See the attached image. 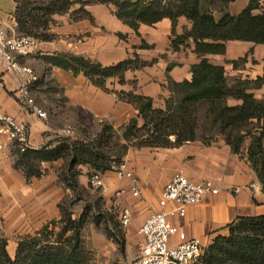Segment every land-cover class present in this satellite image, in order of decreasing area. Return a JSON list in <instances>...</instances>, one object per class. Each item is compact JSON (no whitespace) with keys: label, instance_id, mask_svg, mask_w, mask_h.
<instances>
[{"label":"crops","instance_id":"1","mask_svg":"<svg viewBox=\"0 0 264 264\" xmlns=\"http://www.w3.org/2000/svg\"><path fill=\"white\" fill-rule=\"evenodd\" d=\"M249 3L250 0H236L229 5L228 12L238 16ZM80 8L77 3L68 14L54 16L50 29L53 39L38 42L32 53L23 59V64L32 71L31 76L9 72L0 61V108L27 122L31 150L59 145L64 137L61 130L67 125L77 132L70 140L78 141L86 140L90 131L100 133L105 124L121 136L132 119L137 118L142 127L144 121L138 118V111L119 101L115 93L150 98L155 109L165 110L172 94L171 83L191 81L192 67L200 62L192 41L178 52L171 49L174 27L170 19L154 26L141 25L137 34L117 18L113 6L88 5L84 9L91 18L75 21L72 14ZM16 10L15 0H0V24L17 31ZM221 16L215 13L217 20ZM192 28L191 21L182 17L175 31L182 36ZM144 44L150 47L142 48ZM59 54L84 57L104 67L117 65L135 55L145 62H157L128 71L125 84L119 83L117 78L108 79V93L94 86L83 74L74 75L43 60ZM206 58L210 63L224 67L231 79L255 81L264 77V45L230 41L224 55ZM245 58L244 64L234 67V62ZM170 65L173 68L168 71ZM26 81H33L31 98L47 113V120L25 110L19 103V92ZM252 93L257 99H264V85ZM13 151L10 144L0 151V235L7 240L11 257H15L22 238L35 235L50 222L61 218L59 205L74 193L61 179L60 168L65 164L64 160L45 163L42 175L28 180L22 170L16 169L17 157ZM124 161L139 180V196L132 195L129 180L106 172L103 178L107 191L103 197L109 209H131L134 219L125 229L128 241L139 238L137 229L160 210L161 193L177 175L200 182L211 181L219 190L218 194H208L200 204L190 207L184 217L170 218V222L189 239H199L209 246L216 237L228 235V226L239 217L264 216V185L251 163L235 154L222 138L211 144L196 141L178 148H131ZM78 172L77 183L84 189L95 171L90 166H80ZM251 184H257L258 189L251 190ZM118 190L126 191L118 200L120 208L114 204V194ZM236 190L240 192L235 193ZM171 240L174 245L179 242L177 236Z\"/></svg>","mask_w":264,"mask_h":264},{"label":"trees","instance_id":"2","mask_svg":"<svg viewBox=\"0 0 264 264\" xmlns=\"http://www.w3.org/2000/svg\"><path fill=\"white\" fill-rule=\"evenodd\" d=\"M235 1L15 0L16 32L38 42L53 39L50 29L54 16L68 14L78 3L81 8L72 17L79 21L91 18L84 9L86 6L104 4L113 6L117 18L137 34L141 25L154 26L170 19L174 27L171 49L178 52L192 41L194 52L200 59L192 67L191 81L171 83L172 94L165 110L155 109L150 98L133 93H115L119 101L133 106L138 111V118L144 121L139 127L135 118L124 127L122 138L125 143L117 146L120 148L118 155H109L101 150L103 143L111 141L115 133L113 127L105 124L97 139L87 137V140L73 142L67 138L54 148L14 150L16 169L22 170L29 180L42 175L45 163L67 161L68 172L61 179L77 193L80 190L76 180L80 166H90L104 174L111 169L112 162L124 161L132 147L178 148L189 142L211 144L222 138L235 154L251 163L264 185V99H257L252 93L263 87L264 77L255 81L231 79L224 67L214 65L206 58L224 55L230 41L264 45V0H250L238 16H232L228 7ZM215 13L222 15L219 20ZM182 17L191 21L193 28L179 36L175 27ZM149 47L146 44L142 46ZM43 60L74 75L83 74L94 86L108 93V79L117 78L119 83L125 84L128 71L143 69L157 62L142 61L137 55L110 67L70 54L44 57ZM246 61V58L240 59L234 62V67ZM172 68L170 65L168 71ZM59 209V220L18 242L15 257L9 255L8 242L0 235V264H91L83 240V232L91 218L89 209L85 208L77 219L63 203ZM195 264H264V216L239 217L228 226V235L216 237Z\"/></svg>","mask_w":264,"mask_h":264},{"label":"built area","instance_id":"3","mask_svg":"<svg viewBox=\"0 0 264 264\" xmlns=\"http://www.w3.org/2000/svg\"><path fill=\"white\" fill-rule=\"evenodd\" d=\"M38 41L28 36H21L14 30H9L0 24V61L7 71L31 76L32 71L23 64L36 47ZM33 81H26L19 92V103L27 110L36 114L40 119L47 120L48 115L41 110L30 95V86ZM28 124L19 120L0 108V151L10 144L12 150L19 149L24 152L28 146ZM76 129L70 125L61 130L66 138L76 135ZM119 179L131 182V193L138 197L139 180L128 167L127 162H112L111 169ZM103 173L93 172L90 175V184L102 193L107 191ZM250 189L256 191L257 184H251ZM236 190L235 193H239ZM219 190L211 181H195L183 175L175 176L163 189L159 206L160 210L154 212L136 231L141 239L140 256L131 264H195L204 256L207 246L199 239H189L170 222V218L184 217L190 207L200 204L208 195H216ZM126 194L125 190L115 192V206L120 208L119 198ZM120 222L124 229H128L134 216L130 208L119 209ZM178 237V244L174 245L172 238Z\"/></svg>","mask_w":264,"mask_h":264},{"label":"rangeland","instance_id":"4","mask_svg":"<svg viewBox=\"0 0 264 264\" xmlns=\"http://www.w3.org/2000/svg\"><path fill=\"white\" fill-rule=\"evenodd\" d=\"M43 95L45 96V94ZM98 135L99 133L95 134L90 131L85 137L97 139ZM63 139L67 138L63 137ZM122 140V136L115 131L114 138L109 142L105 141L108 144L103 143L102 152L114 156L118 155L120 148L117 146L124 144ZM132 149L138 148L132 147ZM60 170L62 177L67 174V161ZM63 204L74 214L75 219L82 215L85 208L90 211L91 218L83 232V240L91 264H131L140 256L141 239L127 240L126 230L120 222L119 210L109 209L103 193L95 189L90 183L77 193H71Z\"/></svg>","mask_w":264,"mask_h":264}]
</instances>
